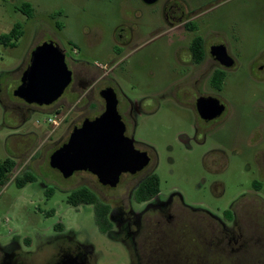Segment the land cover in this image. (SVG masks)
Segmentation results:
<instances>
[{"label":"rangeland","instance_id":"374dc122","mask_svg":"<svg viewBox=\"0 0 264 264\" xmlns=\"http://www.w3.org/2000/svg\"><path fill=\"white\" fill-rule=\"evenodd\" d=\"M37 1L40 5L35 20L23 26L22 36L16 42L0 43V161L12 158L13 150L21 157L8 175V182L0 186V246L16 242L22 251H30L53 238L60 231L57 228H61L79 242L92 245L97 264H127L123 246L98 233L92 207L74 208L67 204L66 198L72 189L81 187L77 184L78 174L62 179L48 166L49 155L66 141V132L73 120L92 118L102 109L97 105L100 104L97 91L88 93L90 107L86 106L88 102L84 97L65 91L50 106L30 108L24 122L20 123L16 118L21 117L11 112L13 105L19 102L12 92L33 48L53 39L69 58L107 66L112 49L108 34L112 27L106 28L104 36L92 35L96 24L93 12L100 5L98 1ZM257 1L227 2L223 8L225 14L238 8L239 21L212 27L225 38L232 35L240 38L243 59L242 69L222 84L217 82L213 86L215 91L221 90L219 96L228 103L233 119L228 127L219 126L206 136L204 144H201L202 137L192 134L196 117L189 98L185 100L182 90L175 86L180 75L170 68L171 42L143 43L135 53L138 59L145 60L160 56L159 66L156 62L159 68L136 71L129 58L119 60L117 67L109 72L118 84V98L134 104L133 115L138 118L134 142L154 151L151 164L160 180V196L176 192L185 204L207 209L217 216L243 196L253 195L264 201V182L259 190L254 189L252 168L247 170L255 151H264V138L252 136L249 131L257 120L264 119V101L254 99L257 98L254 95L264 89V21L258 19L261 13ZM53 12L68 14V18L65 21L57 18L56 25L48 19V14ZM13 22L11 0H0V35L7 34ZM219 39L212 37V41ZM52 119L58 123L63 121L59 127H54L48 122ZM184 135L190 139L185 144ZM215 148H223L226 156L211 154ZM29 164L36 170L30 173L34 180L18 188L15 179ZM214 180L224 185V195L220 198H215L209 189ZM254 208L264 210V205L255 201L242 208L246 231L252 228ZM247 234L250 236L245 232L246 239ZM242 256L243 260L252 261L262 256V252L258 254L250 246Z\"/></svg>","mask_w":264,"mask_h":264},{"label":"flooded vegetation","instance_id":"af4514ba","mask_svg":"<svg viewBox=\"0 0 264 264\" xmlns=\"http://www.w3.org/2000/svg\"><path fill=\"white\" fill-rule=\"evenodd\" d=\"M95 1L100 5L93 12L96 24L92 35L104 36L106 28L112 27L108 34L112 49L107 66L98 62L89 64L82 60L71 59L55 40L46 41L53 42L64 53L65 64L71 73V81L65 91L67 93L70 91L71 95H76L75 97H84L88 102V93L96 90L100 101L97 105L100 108L102 106L100 112L92 118L74 119L67 129L66 141L56 149L67 142L74 128L80 127L85 120H94L104 111V101L100 91L112 89L117 98V112L124 127L123 135L132 141L134 150L146 155L147 164L135 173L120 174L115 186L102 185L97 177L89 172H74L78 174L77 184L81 187L72 189L68 196L74 191L85 190L91 194V201L87 203L81 201L82 203L73 206L68 204L66 198L67 204L74 208L91 206L98 233L123 246L127 253V264H228V261L231 262L230 264H245V262L264 264L262 257L264 210L253 209L254 217L250 231H246L242 220V208L246 203L254 204L256 201L264 205V201L253 195L243 196L228 210L217 216L207 209L185 204L182 196L176 192L166 197L160 196V180L155 172V166L151 164L154 151L146 146H138L134 142L133 136L138 120L133 115L134 104L118 98V84L109 75L112 68L117 67L119 60L124 61L129 58L136 71L157 68L161 60L160 56L145 60L138 59L135 53L143 43L171 42L173 47L168 58L171 61L170 68L180 75L175 86L182 90L181 94L186 97L185 100L189 98L190 108L196 117L192 134L193 137H202L201 144H204L206 136L219 126L228 127L233 119L230 118L228 103L219 96L218 92L221 90L215 91L213 86L217 82L222 84L242 69V41L238 36L233 35L225 38L212 29L216 24L239 21L238 8L229 15H226L223 9L224 4L233 0ZM257 3L261 13L258 19L264 21V0H258ZM11 4L14 22L9 32L0 35V38L16 42L23 34V26L35 20L40 3L37 0H11ZM57 18L65 21L68 14L63 15L61 12L48 14V19L54 21L56 25ZM212 37L221 39L212 41ZM29 58L30 54L24 70L29 64ZM150 61L154 63L151 64ZM23 71L20 73L17 86ZM254 96L257 97L254 99L264 101V89L259 90ZM16 99L19 102L13 105L11 112L13 116L16 112L21 117L16 118L21 123L27 119L29 110L34 105ZM213 100L218 101L222 111L215 117H209L212 112L208 108L211 107ZM198 105L204 108L206 117L199 115ZM86 106L90 107L91 102ZM62 121L63 119L58 123L56 119H52L49 124L59 127ZM249 131L252 136L264 138V119L257 120ZM182 139L184 144L190 141L185 135ZM15 153L17 150L11 152L12 158H6L14 162L13 169L16 161L21 159ZM210 153L226 156L223 148H215ZM251 168L253 174L251 184L254 189L259 190L264 182L263 150L255 151L247 170ZM50 169L62 177L57 170ZM31 172L36 170L29 164L24 173L15 180L20 181L24 187L34 180ZM209 189L215 198L224 195V185L217 180L211 182ZM57 229L60 231L53 238L45 240L30 251H22L16 242L0 246V264H97L92 245L79 242L71 233H63L61 228ZM244 231L250 234V236L247 234V239ZM250 246L258 254L262 252V256L252 261L247 258L243 260L242 254L248 251Z\"/></svg>","mask_w":264,"mask_h":264},{"label":"water","instance_id":"95a60500","mask_svg":"<svg viewBox=\"0 0 264 264\" xmlns=\"http://www.w3.org/2000/svg\"><path fill=\"white\" fill-rule=\"evenodd\" d=\"M70 81L64 53L53 42L45 41L30 53L29 64L12 94L28 105L49 106L62 96ZM100 96L104 111L74 128L67 142L50 155L49 166L65 179L74 172L86 171L95 175L102 185L115 186L120 174L141 170L147 164V157L134 150L132 141L124 137L114 91L104 89ZM212 102L209 117L222 111L218 101ZM198 113L206 117L201 105Z\"/></svg>","mask_w":264,"mask_h":264},{"label":"trees","instance_id":"16d2710c","mask_svg":"<svg viewBox=\"0 0 264 264\" xmlns=\"http://www.w3.org/2000/svg\"><path fill=\"white\" fill-rule=\"evenodd\" d=\"M10 40L4 39L3 37L0 38V43L7 44ZM12 45V44H11ZM14 167V162L10 159H5L3 161H0V186H4L8 182V175L11 173ZM16 186L18 188L22 187V183L18 180L15 182ZM87 203L91 201V194L88 193L85 190H77L72 192L67 197V202L70 205L76 206L78 203Z\"/></svg>","mask_w":264,"mask_h":264},{"label":"built area","instance_id":"2783aa9c","mask_svg":"<svg viewBox=\"0 0 264 264\" xmlns=\"http://www.w3.org/2000/svg\"><path fill=\"white\" fill-rule=\"evenodd\" d=\"M49 123L51 122V120L48 121Z\"/></svg>","mask_w":264,"mask_h":264}]
</instances>
